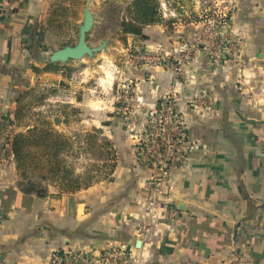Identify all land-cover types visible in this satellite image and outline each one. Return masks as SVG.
I'll list each match as a JSON object with an SVG mask.
<instances>
[{"label": "crops", "instance_id": "0c3cea01", "mask_svg": "<svg viewBox=\"0 0 264 264\" xmlns=\"http://www.w3.org/2000/svg\"><path fill=\"white\" fill-rule=\"evenodd\" d=\"M0 3L6 9L0 15L3 264H50L54 250L98 253L115 243L141 264H264V0L238 3L230 26L244 35L239 60L216 66L200 51L188 78L155 67L151 80L136 79L147 108L116 111L129 130L132 114L143 117L172 87L180 93L177 108L196 146L176 168L171 188L157 195L149 180L154 168L136 163L132 139L121 140L122 123L111 131L119 151L111 180L63 193L50 187L45 196L18 187L4 137L17 90L27 85L33 65L48 62L51 46L39 27L52 0ZM159 39L169 43L164 34ZM143 206L149 213L146 232L138 219Z\"/></svg>", "mask_w": 264, "mask_h": 264}, {"label": "rangeland", "instance_id": "374dc122", "mask_svg": "<svg viewBox=\"0 0 264 264\" xmlns=\"http://www.w3.org/2000/svg\"><path fill=\"white\" fill-rule=\"evenodd\" d=\"M86 1L52 0V4L45 5L50 15L43 19L44 23L39 28L41 32H46L42 41L51 46L46 55L64 44L77 42ZM149 2L156 8L154 19L143 23L138 19L134 0H92L95 23L88 32L87 40L96 46L110 38L107 48L93 56L57 61L47 78L44 77V66H39V70L32 66L26 76L27 85L17 90L18 101L8 121V134L4 137L9 143L8 154L16 165L14 173L18 187L19 182L26 178L17 167L13 150L18 133L27 136L23 149L26 155L23 160L29 163L27 174L47 189L51 187L63 193L78 190L74 188L78 185L83 188L90 179L92 184L99 180H111L119 161L117 140L111 135L114 123L124 125L120 133L122 141L126 140V136L132 139L136 163L153 167V176L161 175V169L146 163L142 154L146 145L153 146L146 135L150 129L148 123L151 112L163 97L173 99L188 131L177 108L180 99L177 88L172 87L161 95L143 117L132 114L134 121L129 130L127 121L124 119L125 124L115 114L116 111L137 113L147 108L137 94L136 79L151 80L155 67L169 71L174 77L188 78V66L198 61L200 51L204 52L209 63L216 66L239 60L244 35L240 29L230 26L240 0ZM4 5L0 3V15L6 12ZM123 20L141 26L142 33L124 32ZM143 33L151 34L153 38H144ZM162 34L168 39V44L160 41L159 35ZM157 37L158 40L153 41ZM198 100L196 98L195 102ZM55 118L58 119L55 121ZM30 128L35 131H28ZM58 161L60 165L55 164ZM149 180L156 192L151 177ZM142 214L147 215L148 222L149 213L145 206ZM142 214L137 217L140 223ZM148 230L149 227L142 232ZM126 264L141 263L139 258L131 257Z\"/></svg>", "mask_w": 264, "mask_h": 264}, {"label": "built area", "instance_id": "2783aa9c", "mask_svg": "<svg viewBox=\"0 0 264 264\" xmlns=\"http://www.w3.org/2000/svg\"><path fill=\"white\" fill-rule=\"evenodd\" d=\"M148 126L150 129L146 135L153 146L146 145L142 158L146 163L161 169V175L151 176L152 184L156 189L154 193L157 195L166 192L172 186L176 168L196 146V139L191 137L188 131L186 132L184 121L169 96L163 97L151 112ZM145 210L147 212L148 208L145 207ZM141 217L142 232L148 229V222L146 214H142ZM131 257L124 244L115 243L103 247L98 253L70 249L54 250L50 264H126ZM4 262L5 257L0 253V264Z\"/></svg>", "mask_w": 264, "mask_h": 264}, {"label": "trees", "instance_id": "16d2710c", "mask_svg": "<svg viewBox=\"0 0 264 264\" xmlns=\"http://www.w3.org/2000/svg\"><path fill=\"white\" fill-rule=\"evenodd\" d=\"M134 5L138 11V15H139L138 19H140L141 22L145 23V22L153 21V19H154L153 16L155 15L156 8L154 7L153 4H151L149 2V0H134ZM122 25L124 27L123 28L124 32H131L134 34L142 33V27L138 26L133 21L123 20ZM64 45H66V44H64ZM56 63L57 62H47L44 66L46 68L45 70L46 71H50V70L52 71V66H54V68H55ZM33 67L35 70H39V68H38L39 66L33 65ZM48 68H50V69H48ZM17 101H18V99H17ZM28 131L34 132L35 130H34V128H30ZM26 139H27L26 134L18 133L15 135L14 143H13V150H14V153H15L16 159H17V167L19 169H21L22 176L26 177V178H24V180L19 182V188L26 193L35 192L39 196H45L48 193V189L46 187L42 186V184L39 181L33 179L30 175L27 174L26 170H27V165H29V163H27L25 160H23L26 158V155H24V153H23V149H24V145H25L24 142ZM55 164L60 165L59 161H58V163L56 162ZM31 166L33 168L37 167L35 165H31ZM113 168L114 167H112L111 170H113ZM91 184H92V182L90 179V182H88L84 187H88ZM74 188L80 189L82 187H79V185H78L77 187H74Z\"/></svg>", "mask_w": 264, "mask_h": 264}, {"label": "water", "instance_id": "95a60500", "mask_svg": "<svg viewBox=\"0 0 264 264\" xmlns=\"http://www.w3.org/2000/svg\"><path fill=\"white\" fill-rule=\"evenodd\" d=\"M92 0H87L84 6V13L82 22L79 24L78 39L75 44H66L53 50L47 57L48 62H67L71 59H79L84 55L93 56L96 52L106 49L110 38L102 40L98 45H91L88 40V32L91 30L95 23V16L91 9ZM58 118H55V121ZM140 246V240L136 243Z\"/></svg>", "mask_w": 264, "mask_h": 264}]
</instances>
